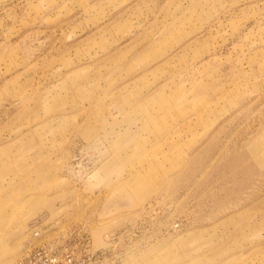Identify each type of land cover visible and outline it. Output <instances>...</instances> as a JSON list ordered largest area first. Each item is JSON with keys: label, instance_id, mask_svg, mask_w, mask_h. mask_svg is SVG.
Masks as SVG:
<instances>
[{"label": "rangeland", "instance_id": "1", "mask_svg": "<svg viewBox=\"0 0 264 264\" xmlns=\"http://www.w3.org/2000/svg\"><path fill=\"white\" fill-rule=\"evenodd\" d=\"M0 264H264V0H0Z\"/></svg>", "mask_w": 264, "mask_h": 264}]
</instances>
